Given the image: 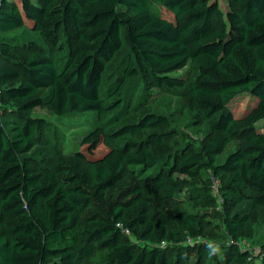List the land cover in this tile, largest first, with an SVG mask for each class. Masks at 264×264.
I'll return each instance as SVG.
<instances>
[{
    "label": "trees",
    "instance_id": "1",
    "mask_svg": "<svg viewBox=\"0 0 264 264\" xmlns=\"http://www.w3.org/2000/svg\"><path fill=\"white\" fill-rule=\"evenodd\" d=\"M23 27L68 55L23 57L0 38V264H172L177 249L190 264H257L240 240L255 209L264 221V0H0V33ZM143 76L184 89L212 136L194 151L161 150L170 117L128 106ZM37 108L130 121L97 127L99 158L50 148L44 166L29 156L49 128Z\"/></svg>",
    "mask_w": 264,
    "mask_h": 264
},
{
    "label": "rangeland",
    "instance_id": "2",
    "mask_svg": "<svg viewBox=\"0 0 264 264\" xmlns=\"http://www.w3.org/2000/svg\"><path fill=\"white\" fill-rule=\"evenodd\" d=\"M214 25L215 28L218 27L217 18H214ZM30 30L23 27L14 31L1 32L0 38H12L17 46L16 50L23 57H26L30 51L37 50L39 47H44L45 49H49L56 58L60 60L66 58L68 55V47L66 44L60 42L61 44L59 46L51 48L44 41L39 32ZM130 48V44L126 38L124 48L118 54L116 60L108 63L106 70L107 76L111 75V77H115V75H117L120 61L123 55L130 51ZM182 75L185 78L192 80L197 76L196 68L194 66L187 67L182 72ZM135 82L137 83L136 88L134 89L133 98L128 104L129 109H132V117H134V112L138 110L143 115L148 112L164 114L169 116L172 121L171 131L167 138L168 140L164 144L158 146L161 150L164 152H173L175 149L182 147V149L194 151L212 136L208 123L198 115L188 99L182 95L184 89H169L166 87L158 88L148 82L144 76ZM242 106L243 105L241 104V107ZM115 113L116 112L104 115L87 113L81 116L58 117L47 108H37L34 110L33 115L44 118L48 122L49 128L44 135L45 138L41 145L37 146L29 156H31L37 163L43 164L44 166H46L48 160L53 157L50 148H56L65 155L81 150V152L87 157L99 158L108 149L104 145L101 131L97 130V127L106 126L108 130H111L130 121L127 118L117 121L110 120ZM91 130H93L94 133L97 132L95 134V139H90L87 143H83L87 132ZM126 140H132V138L123 137L115 142L121 144ZM236 146L237 141L233 140L223 155L219 157V161H223L226 156L236 148ZM219 186L220 181H215L213 190L211 191V194L215 197H218ZM148 191H153L152 186L148 187ZM219 200L220 208L223 210L221 199L219 198ZM184 207L189 209L186 206ZM261 213L262 208L254 210L251 225L240 240L241 248L251 252L253 259L257 260V264H262L261 260H264V251L262 250L264 245V221ZM127 237L136 243L138 242L130 235H127ZM198 241L206 242V239H199ZM103 256L104 252L99 251L86 258L83 263L100 261L103 259ZM171 260L172 264H190L178 249L171 254Z\"/></svg>",
    "mask_w": 264,
    "mask_h": 264
},
{
    "label": "built area",
    "instance_id": "3",
    "mask_svg": "<svg viewBox=\"0 0 264 264\" xmlns=\"http://www.w3.org/2000/svg\"><path fill=\"white\" fill-rule=\"evenodd\" d=\"M2 107V100H1V97H0V108ZM216 185V184H215ZM126 233H128V231H126ZM164 244V242L162 243ZM262 261V260H261Z\"/></svg>",
    "mask_w": 264,
    "mask_h": 264
}]
</instances>
